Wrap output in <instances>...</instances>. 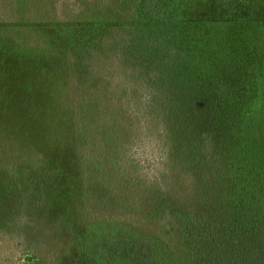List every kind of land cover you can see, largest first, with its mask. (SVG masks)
<instances>
[{"label":"trees","instance_id":"16d2710c","mask_svg":"<svg viewBox=\"0 0 264 264\" xmlns=\"http://www.w3.org/2000/svg\"><path fill=\"white\" fill-rule=\"evenodd\" d=\"M261 1L0 0L21 264H264Z\"/></svg>","mask_w":264,"mask_h":264},{"label":"rangeland","instance_id":"374dc122","mask_svg":"<svg viewBox=\"0 0 264 264\" xmlns=\"http://www.w3.org/2000/svg\"><path fill=\"white\" fill-rule=\"evenodd\" d=\"M263 2L264 0L261 1V4L264 6ZM262 16L264 20V9ZM0 264H21L20 254H17L16 250V240L10 239L4 234L0 235Z\"/></svg>","mask_w":264,"mask_h":264}]
</instances>
